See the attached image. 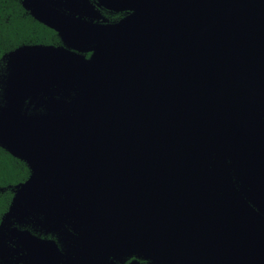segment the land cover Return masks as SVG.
Wrapping results in <instances>:
<instances>
[{
  "label": "water",
  "instance_id": "water-1",
  "mask_svg": "<svg viewBox=\"0 0 264 264\" xmlns=\"http://www.w3.org/2000/svg\"><path fill=\"white\" fill-rule=\"evenodd\" d=\"M97 2L130 14L94 24L22 3L92 53L33 45L6 57L0 147L31 175L1 220L0 251L12 239L31 262L58 252L15 227L32 213L129 230L119 247L173 250L194 229L188 212L205 215L211 252L260 248L262 262L264 0Z\"/></svg>",
  "mask_w": 264,
  "mask_h": 264
},
{
  "label": "flooded vegetation",
  "instance_id": "flooded-vegetation-1",
  "mask_svg": "<svg viewBox=\"0 0 264 264\" xmlns=\"http://www.w3.org/2000/svg\"><path fill=\"white\" fill-rule=\"evenodd\" d=\"M23 2L34 12L46 11L50 14L51 10L59 17L65 16L94 24H114L130 14L128 11L114 12L107 10L99 6L97 0H18L20 7L24 11V16H28L33 20H35L34 17L24 9ZM57 37L60 44L54 47L64 48L85 58L90 57L92 51L86 50L90 49L92 45L73 42L66 45L58 35ZM33 45L53 46L44 44L23 46ZM1 61L4 65V70H0V91L2 82L7 75V61L5 59H1ZM14 158L19 160L16 157ZM21 162L28 169L26 181L30 177L31 171L24 161ZM15 186L9 189L0 188L1 194L10 193L9 205L15 194ZM215 208L218 210L219 206ZM5 213L0 217V223ZM184 215L186 220L183 223L194 226V229L190 230L191 235L185 230L182 236H178L184 240L185 244L182 245L180 243L174 246L172 250L168 246L153 248L147 244L142 247H119L120 243L123 242V239L121 241L119 239L124 235L127 237L129 230L127 231V229H122L121 227H115L117 229L107 228L101 223L97 228H88L82 222H70L68 216L62 214L55 217L44 214L42 217L32 213L27 218L19 221L20 223L16 224L15 227L21 231H28L32 236L40 240L54 242L58 252H45L44 254L37 252L40 255L39 257L45 258V262H41L42 259H37L38 257L31 262L30 257L32 255L24 251L17 242L15 243L12 239H8L7 246L5 245L0 251V258L7 260V264H264V260L262 262L259 261L260 248L259 251L248 257L243 254L242 248L232 253L211 252L209 230L206 226L202 227L201 225L205 221V215L200 214L202 219H197L194 214L188 212L184 213ZM45 216H47L46 219ZM134 236L137 241H147V236L142 233L139 237L134 232ZM9 245H13V248ZM255 260L258 261L255 262Z\"/></svg>",
  "mask_w": 264,
  "mask_h": 264
},
{
  "label": "trees",
  "instance_id": "trees-1",
  "mask_svg": "<svg viewBox=\"0 0 264 264\" xmlns=\"http://www.w3.org/2000/svg\"><path fill=\"white\" fill-rule=\"evenodd\" d=\"M59 45L54 31L28 16L18 0H0V70H4L1 59L23 45ZM28 176L26 165L0 148V188H13ZM10 193L0 192V217L6 212Z\"/></svg>",
  "mask_w": 264,
  "mask_h": 264
}]
</instances>
